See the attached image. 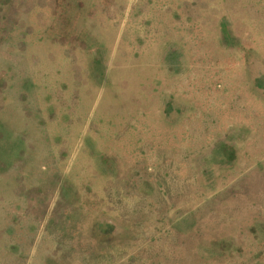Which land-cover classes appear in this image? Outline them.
Listing matches in <instances>:
<instances>
[{"label":"rangeland","instance_id":"374dc122","mask_svg":"<svg viewBox=\"0 0 264 264\" xmlns=\"http://www.w3.org/2000/svg\"><path fill=\"white\" fill-rule=\"evenodd\" d=\"M0 264H264V0H0Z\"/></svg>","mask_w":264,"mask_h":264}]
</instances>
